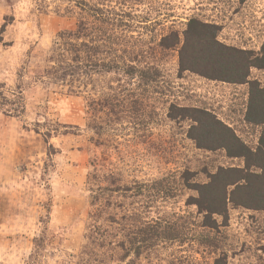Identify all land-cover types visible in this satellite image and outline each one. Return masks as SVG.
Masks as SVG:
<instances>
[{
    "label": "rangeland",
    "instance_id": "rangeland-1",
    "mask_svg": "<svg viewBox=\"0 0 264 264\" xmlns=\"http://www.w3.org/2000/svg\"><path fill=\"white\" fill-rule=\"evenodd\" d=\"M191 16L218 25L227 46L258 52L264 42V0H0V264H216L222 254L226 264H264V211L229 209L224 240L211 232L206 243L201 216L187 204L196 195L187 181L205 183L217 168L244 162L199 149L188 137L189 121L169 117L171 105L208 109L250 148L260 134L244 121L248 85L180 75L178 51L159 46L161 35L181 34ZM106 18L127 49L142 51L151 82L122 87L113 73L95 70L117 48L95 52L92 40L69 39L79 23L111 26L99 20ZM52 56L86 75L61 81ZM248 79L264 87V70L250 69ZM108 85L140 94L143 104L127 101L119 114L97 106L93 100ZM107 178L120 196L110 194L109 209L100 211L108 192L94 203L91 197ZM135 183L162 189V198L144 206L147 221L164 213L177 224L139 258L127 252L125 230L115 223L121 213L143 210L124 197ZM95 225L113 236L105 242Z\"/></svg>",
    "mask_w": 264,
    "mask_h": 264
},
{
    "label": "trees",
    "instance_id": "trees-1",
    "mask_svg": "<svg viewBox=\"0 0 264 264\" xmlns=\"http://www.w3.org/2000/svg\"><path fill=\"white\" fill-rule=\"evenodd\" d=\"M121 18L116 22L122 21ZM99 20L103 26L108 24L107 18ZM109 24L111 25L109 27L91 28V26L79 23L76 31L68 36L69 39L79 40V42L81 40H92L95 47L89 48H95V52L98 49L101 50L100 48L110 47V45L117 48L118 55L112 61L109 60L107 64L103 62L101 57L95 64V68L99 69L95 70H102L103 73H113L117 83L122 87H127L132 80H137L138 86L151 82V73L146 69L151 67L139 60L143 57L140 54L142 51L136 53L132 47L127 49L122 44V42L125 43L122 41L123 39L121 40L113 35L114 24L110 22ZM184 26L181 34L172 29L161 35L158 42L163 50L178 51V73L181 75V73L189 72L208 80L233 85H248L244 121L253 128H260L258 143L255 148H250L235 134L231 127L219 120L206 108L178 107L176 105H171L169 108L168 114L172 120L189 121L188 137L195 142L199 149L207 151L222 150L228 158H240L244 162L242 168H217L214 173L207 176L205 183L189 182L185 178L187 189L196 193L195 197L191 196L189 198L187 204L193 205L197 209L196 213L199 217L201 216L199 221V226L203 230L201 241L207 243L211 232L214 238L224 240L221 227L227 226L229 209L240 208L254 212L264 211V87L248 79L250 69L264 70V42L258 52L227 46L218 40L220 31L218 25L203 21L195 16L189 17ZM110 36H114V39H110ZM119 41H121V44ZM100 54L102 56L103 52L100 51ZM72 59L79 62L80 57L78 54H74ZM52 61L57 63L58 66L61 62L63 64V60L54 59L53 56ZM87 67L94 68L93 66ZM151 70L153 69L151 68ZM57 73H59L58 78L63 81L66 76L86 75V70L79 69L77 65H66V68L60 65L59 70L55 71V74ZM138 96L139 98H134L132 93L125 94L120 87L112 88L108 85L107 87L101 86L97 101L93 100V102L99 107L106 106L112 112L116 111L119 114L120 112L116 108L127 101H132L134 108L141 106L143 104L140 98L141 95ZM96 128H98L96 124H92L90 127L92 130H96ZM49 149L53 150V147L49 145ZM50 152L49 155L55 153V151ZM90 165L93 167V161ZM108 180L109 178H107V182ZM112 184H114V181H109L107 184L97 187L91 197L93 199L92 203H94L96 201L94 198L99 197L102 192H108L109 195L104 202L106 208H102L100 211L109 209L110 194L116 193V195H119L117 190L120 192L121 189H117L118 186L113 188ZM145 187L148 191L147 195H144ZM147 187L145 184L135 183L132 194L130 196L124 195L125 198H128L129 204L134 205L137 201L140 202L139 207H137L138 209L142 207L143 210L130 215L121 213L115 222L119 224L118 226L122 224L128 242L127 252L136 258H139L148 248L150 249V246L153 247L159 241L164 240L165 235H167V238L168 235H173V229L177 225L175 219H173L174 216L168 214L166 216L164 213L154 221H147L144 206L148 207L150 204H154L157 198H162L159 196L162 189L152 187L148 190ZM152 192L157 193L158 196L152 198ZM112 221L115 220L112 219ZM106 230L108 229L104 226L95 225L93 234H99L106 242L108 236H113L112 233ZM226 260V255L222 254L221 258L215 262L216 264H226Z\"/></svg>",
    "mask_w": 264,
    "mask_h": 264
}]
</instances>
